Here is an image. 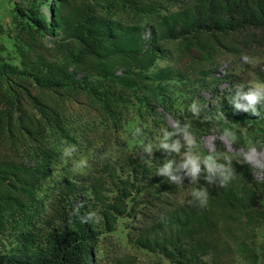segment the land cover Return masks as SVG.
I'll list each match as a JSON object with an SVG mask.
<instances>
[{
  "label": "trees",
  "instance_id": "16d2710c",
  "mask_svg": "<svg viewBox=\"0 0 264 264\" xmlns=\"http://www.w3.org/2000/svg\"><path fill=\"white\" fill-rule=\"evenodd\" d=\"M32 1L6 32L17 65L2 55L0 25V264H95L99 230L112 232L121 217L135 221L137 248L169 264L218 262L231 248L246 264L264 260V242L256 249L263 186L235 159L236 178L206 186L204 208L165 198L172 183L156 175L165 159L156 153L151 166L146 154L126 155L85 176L62 174L45 212L38 197L61 142L88 140L99 127L115 133L134 116L159 130L164 114L176 118L209 80H224L214 76L218 59L264 47V0H55L49 18ZM43 34L60 35L51 60ZM167 56L172 68L156 69ZM229 112L227 127L260 118L230 104ZM216 116L208 108L195 124L218 128ZM90 212L99 221L82 222Z\"/></svg>",
  "mask_w": 264,
  "mask_h": 264
},
{
  "label": "rangeland",
  "instance_id": "374dc122",
  "mask_svg": "<svg viewBox=\"0 0 264 264\" xmlns=\"http://www.w3.org/2000/svg\"><path fill=\"white\" fill-rule=\"evenodd\" d=\"M36 2L34 5L39 6L40 11L49 18V9L55 0H36ZM32 4V0H0V25L5 31V34L1 36V42L5 47V52L2 55L15 65L19 63V57L15 50L13 39L9 38L6 32L11 27V18L16 11L28 9ZM24 14L27 17L28 14L26 12ZM59 38L60 35L58 34H43L39 36V40L44 46L45 54L50 60L53 59L52 50ZM166 66L172 68L169 57L165 61L157 62L156 69ZM173 69L175 68L173 67ZM214 76L215 79L224 80L217 83L209 80V84L204 89L196 92L195 102L208 105L211 109H216L214 104L220 102V110L224 111L222 113L228 120L230 114L229 104H225L224 101L228 94L232 92L234 86L239 83L247 86L252 81L264 82V47L251 48L238 58L222 56L218 59V67L214 72ZM190 105L186 106L183 104L176 108L174 111L176 118L164 114L163 120L165 126L162 128L174 131L176 121H179L181 126H184L187 122L191 125V130L205 154L212 151L211 145L214 144L217 150L226 151L233 160L235 159L238 162L241 161L242 151L246 149L248 141L255 142L261 148V151H264V116L257 118L254 124L244 122L241 126L234 125L233 129L237 134L241 133L243 143L240 145L234 143L228 147L221 141V133L216 129L222 130L229 124H225L223 118H221L222 120L219 122L221 123L219 124L220 127L201 132L195 124L196 116L189 111ZM158 111L163 113L160 109ZM136 127H140L143 132L139 138L133 137V131ZM158 131L157 128L151 127L150 124L141 123L139 118L134 116L115 133L102 131L101 127H99L96 133L90 135L91 138H88V140L76 139L75 142L67 145L61 142L59 144L61 150L65 146L75 145L77 151L73 154V157L63 158L61 156L60 160L54 163L50 176L42 185V189L38 194V197L41 199V211H47L52 191L57 186L62 174L68 173L85 176L94 173L95 169H97L96 166L100 163L110 162L120 164L126 155H144L141 143L154 140ZM154 153L162 154L165 157L164 161L174 157V154L170 156L160 151H155ZM82 158L87 160L88 166L74 170V162ZM250 168L252 177L263 186L264 190V173L258 172V170L251 166ZM199 182L203 185L205 184L202 178ZM199 182L190 184V179L185 178L182 182L183 185L172 184L165 198H168L173 204H177V206L184 205L186 207L185 205H190L191 192ZM205 186L211 187L212 184ZM94 221L96 223L99 221V218L97 217ZM134 226L135 221L127 217H121L118 218L115 229L112 232H105L100 229L93 255L95 264H169L159 254L139 249L133 244L132 230ZM6 242H4L5 247L8 245ZM263 242L264 223H261L256 227V249L258 253H260L259 247ZM232 249L227 250L223 255V259L218 262L212 260L210 256L203 258V261L206 264H246ZM258 264H264V260L259 258Z\"/></svg>",
  "mask_w": 264,
  "mask_h": 264
},
{
  "label": "clouds",
  "instance_id": "9594fccd",
  "mask_svg": "<svg viewBox=\"0 0 264 264\" xmlns=\"http://www.w3.org/2000/svg\"><path fill=\"white\" fill-rule=\"evenodd\" d=\"M228 102L237 112L250 113L261 118L262 110H264V82L252 81L247 86L243 83L236 84L228 97ZM214 107L217 110L216 119L223 118L224 123L229 124L230 122L220 111V102L215 103ZM208 108V105L194 101L189 106V111L194 116H199L206 113ZM205 119H212V117L205 115ZM216 130L220 131V139L226 146L230 147L237 142L238 136L233 127ZM142 134L140 127H136L133 131L134 138H139ZM141 147L149 157L144 161L149 166L153 163L155 151L170 156L174 154L172 159L165 160L162 166L156 168V175L167 178L170 183L183 185L185 178L190 179V184L199 182L201 178L205 181L204 185L194 188L191 192L190 203L199 208L206 207L209 201V193L205 185L218 184L219 187H225L236 178L232 158L227 152L217 150L212 144V151L205 154L191 130V125L187 122L181 126L179 121H176L174 131H168L166 128L159 129L155 139L141 143ZM76 151L75 145L65 146L62 149V156L71 158ZM241 162L264 173V151H261V148L253 141H248L246 149L242 151ZM87 166L88 162L83 158L74 162V170ZM96 218L97 213L90 212L82 222Z\"/></svg>",
  "mask_w": 264,
  "mask_h": 264
}]
</instances>
